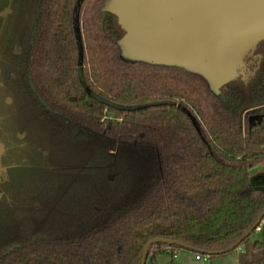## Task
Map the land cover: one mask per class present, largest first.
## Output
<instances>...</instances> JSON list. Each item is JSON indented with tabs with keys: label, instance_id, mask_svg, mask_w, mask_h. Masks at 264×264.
Masks as SVG:
<instances>
[{
	"label": "trees",
	"instance_id": "1",
	"mask_svg": "<svg viewBox=\"0 0 264 264\" xmlns=\"http://www.w3.org/2000/svg\"><path fill=\"white\" fill-rule=\"evenodd\" d=\"M105 2L0 0V137L26 142L1 161L0 264H139L154 237L221 248L264 209V38L213 91L123 58ZM254 231L237 264H264ZM177 248L155 241L145 264Z\"/></svg>",
	"mask_w": 264,
	"mask_h": 264
},
{
	"label": "rangeland",
	"instance_id": "2",
	"mask_svg": "<svg viewBox=\"0 0 264 264\" xmlns=\"http://www.w3.org/2000/svg\"><path fill=\"white\" fill-rule=\"evenodd\" d=\"M168 0H106L105 6L116 11L123 22L124 33L120 40V54L128 60L147 59L153 61L177 63L186 66L191 71L202 77L213 91H217L219 85L227 80L232 72L241 71L247 75L250 71L248 57L253 56L251 46L247 51L248 42L253 38L255 31L243 30L238 38H232L228 42H216L213 44H204L194 36L187 33L175 25L170 18L173 14V7ZM174 6V5H173ZM257 25V24H255ZM262 27V26H261ZM179 43V45H178ZM191 49L202 50L205 56L197 54ZM240 62H237L241 58ZM215 56L220 62L211 59ZM224 66V67H223ZM260 121L259 118L257 119ZM17 137H21L17 135ZM23 144V143H21ZM3 142L0 141V152L4 149ZM259 181H264L260 178ZM260 237V233L254 231L251 234V240ZM249 243L242 246L247 251V257H257L250 247ZM176 262L178 264H207L209 258L201 255L195 257V252L187 248H177ZM241 254L237 258L234 250L213 255L211 264H236ZM162 264H168L169 253L161 256Z\"/></svg>",
	"mask_w": 264,
	"mask_h": 264
},
{
	"label": "water",
	"instance_id": "3",
	"mask_svg": "<svg viewBox=\"0 0 264 264\" xmlns=\"http://www.w3.org/2000/svg\"><path fill=\"white\" fill-rule=\"evenodd\" d=\"M119 2H121V0H119ZM168 2L172 4L171 7H173V14L170 18L173 22L175 21L174 23L176 26L178 25L177 28H180L184 31L187 30V33L191 34L197 40L204 44H213L216 42L225 43L232 38H238L243 30L249 29L255 31L256 34H254L253 38H251L250 42H248L247 48L245 49V51H247L250 46L252 48H255L256 43L260 39L264 38V0H168ZM111 10L114 11L113 9ZM114 12L116 13V11ZM118 21L124 28L123 22L119 18V16ZM180 46L181 48L185 47L189 50L196 51L197 54H201V56L206 55L201 53L203 51L200 49L194 50L187 46H182L181 44ZM243 54L244 53L241 54V58L239 59V61H229L227 63L237 64L242 59ZM211 59L214 61H218L219 65L220 63H225L223 61L220 62L214 55L211 56ZM237 73L238 71L235 70V72L231 73L228 79H230ZM255 116L256 115H253L251 117ZM263 214L264 209L260 211L252 225L247 230H245L230 244L221 248H202L182 240L164 237L151 238L145 243L143 247L139 264H145L148 248L155 241H164L168 243L174 242L189 250L200 251L206 255L221 254L227 252L235 248L236 245L240 243L245 236L250 234L251 231L255 229L256 225L259 222V219Z\"/></svg>",
	"mask_w": 264,
	"mask_h": 264
},
{
	"label": "flooded vegetation",
	"instance_id": "4",
	"mask_svg": "<svg viewBox=\"0 0 264 264\" xmlns=\"http://www.w3.org/2000/svg\"><path fill=\"white\" fill-rule=\"evenodd\" d=\"M2 118V116L0 115V119ZM1 125V124H0ZM1 127V126H0ZM6 138H7V143H9L8 146H6V142L0 137V141L3 142L4 144V149L2 152H0V179L1 177H3L5 170L7 168L8 165H4L2 164V157L3 156H12V152L10 149H12L15 146H25L26 142L24 140V135L19 133V132H15V137H13L12 135L9 134H5ZM17 135H20L21 137H17ZM23 143V144H21Z\"/></svg>",
	"mask_w": 264,
	"mask_h": 264
},
{
	"label": "crops",
	"instance_id": "5",
	"mask_svg": "<svg viewBox=\"0 0 264 264\" xmlns=\"http://www.w3.org/2000/svg\"><path fill=\"white\" fill-rule=\"evenodd\" d=\"M259 233H260V232H259ZM256 238H259V236L256 237ZM242 246H245V245H244V244H241L240 246H238V247H236L235 249H233L237 258L239 257L240 253L244 251V249L242 248ZM233 250H232V251H233ZM177 253H178V249H176V255H175L176 258H177ZM162 254H164V253H161V254H159V255L157 256L158 264H162V261H161V260H162V259H161ZM237 263H238V262H237ZM237 263H236V264H237ZM163 264H166V263L164 262Z\"/></svg>",
	"mask_w": 264,
	"mask_h": 264
},
{
	"label": "built area",
	"instance_id": "6",
	"mask_svg": "<svg viewBox=\"0 0 264 264\" xmlns=\"http://www.w3.org/2000/svg\"><path fill=\"white\" fill-rule=\"evenodd\" d=\"M264 229V214L261 216V218L259 219L258 224L255 227V231L257 232H261ZM201 255H204L203 257L206 258L205 254H199V253H195V257L196 258H200Z\"/></svg>",
	"mask_w": 264,
	"mask_h": 264
}]
</instances>
